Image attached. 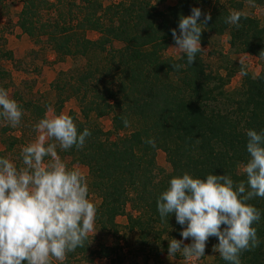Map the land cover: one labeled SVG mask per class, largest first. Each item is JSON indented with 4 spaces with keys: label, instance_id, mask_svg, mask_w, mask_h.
Instances as JSON below:
<instances>
[{
    "label": "trees",
    "instance_id": "obj_1",
    "mask_svg": "<svg viewBox=\"0 0 264 264\" xmlns=\"http://www.w3.org/2000/svg\"><path fill=\"white\" fill-rule=\"evenodd\" d=\"M152 1L120 0L104 5L100 0L55 4L23 0L16 22L34 41L43 39L60 60L95 56L70 79L51 84L60 91L61 103L65 91L71 92L82 120L73 113L70 117L78 131H91L83 149L73 147L65 153L88 168L91 187L101 199L95 218L101 228L115 227V218L130 206L138 213L128 216V227L136 229L145 243L148 238L160 240L167 229L180 236L182 226L174 214L162 220L157 211V197L172 177L187 172L204 178L213 173L228 174L236 183L246 180L242 171L249 158L246 130H264V67L255 77L246 75L241 89L229 94L224 91V78L207 68L201 52L192 65L180 55L175 59L163 56L174 42L171 30L179 34V18L190 15L192 7L211 15L203 26L201 46L209 44L211 37L227 33L231 47L261 58L264 26L241 13L240 26L230 25L225 20L232 11L219 3L212 5L211 0H175L164 9ZM245 1L264 4V0H232L230 4L238 11ZM89 31L99 36L90 39ZM115 42L122 46L114 48ZM172 64L183 67L174 70ZM24 108L44 118L32 102H26ZM105 115H111L115 132L128 129L129 133L111 140V131L96 123ZM147 138H154L156 146L145 143ZM157 150L165 152L168 171L157 165ZM248 203L262 213L261 221L254 225L261 243L244 251L241 261L264 264V198ZM90 248L88 237L84 247L68 254H84ZM162 248L168 251V244ZM214 264L227 262L218 254Z\"/></svg>",
    "mask_w": 264,
    "mask_h": 264
},
{
    "label": "clouds",
    "instance_id": "obj_2",
    "mask_svg": "<svg viewBox=\"0 0 264 264\" xmlns=\"http://www.w3.org/2000/svg\"><path fill=\"white\" fill-rule=\"evenodd\" d=\"M209 20L210 13L192 7L190 15L179 18V34L171 30L172 48L188 65L202 51L201 34ZM240 20L241 14L232 12L225 22L239 27ZM260 55L264 59V51ZM172 67L179 70L183 65ZM22 115L18 102L0 87V121L15 128ZM34 131L36 139L20 152L22 167L0 156V264L64 261L68 253L85 246L89 233L97 232V209L88 199L86 177L81 170L69 168L57 152V147L61 151L83 149L91 131H78L73 119L64 114L46 115ZM246 136L249 158L242 167L246 180L236 183L228 174L199 178L185 172L172 177L159 193L160 218L168 220L174 214L182 226V239L168 241V256L180 252L185 258L199 259L205 256L209 238L216 237L214 250L220 257L227 264H242L241 254L260 246L254 225L261 221L262 213L248 201L264 198V130L247 129ZM145 143L156 146L154 138ZM188 239L191 243L185 244Z\"/></svg>",
    "mask_w": 264,
    "mask_h": 264
},
{
    "label": "rangeland",
    "instance_id": "obj_3",
    "mask_svg": "<svg viewBox=\"0 0 264 264\" xmlns=\"http://www.w3.org/2000/svg\"><path fill=\"white\" fill-rule=\"evenodd\" d=\"M23 0H0V87L8 90L11 98L16 100L23 110L21 123L13 128L6 122L0 121V156L11 159L18 167H22L20 152L22 148L33 142L38 133L34 126L41 117L35 111L32 114L25 110V103L32 102L43 111L44 117L53 114H64L70 116L73 113L77 120H82L76 98L70 97V91L63 94L61 103L59 92L51 86L52 83L70 79L71 75L85 66L88 59L95 60V56L88 57H65L58 59L53 50L41 39L34 41L24 34L17 26L18 14L22 8ZM50 3H59L62 0H48ZM104 5L120 0H100ZM154 0L153 4L159 9L172 5L175 0ZM213 4L225 5L232 12L256 18L264 26V4L258 5L245 1L240 10L235 11L230 2L232 0H211ZM87 36L96 39L99 34L89 31ZM122 44L115 42L114 48H120ZM175 42H172L163 51L164 57L178 58L179 53ZM201 54L207 68L224 78V91L233 94L238 91L246 75L257 76L264 67V59L245 53L240 49L231 47L228 42V34L211 37L209 44L201 46ZM5 53L11 55L6 56ZM100 56V55H99ZM102 57V56H100ZM242 73H246L242 74ZM68 97V98H66ZM74 121V120H73ZM76 124V122H74ZM98 125L104 131H111L110 139L127 135V130L115 132L111 123V115H105L97 119ZM13 143L8 148L9 143ZM54 142V141H47ZM57 152L62 161L69 168L75 167L82 171L86 177L88 187V199L97 207L100 197L91 187L88 168L85 165L74 162L65 151L57 147ZM156 163L165 171L169 170L166 154L163 150L156 151ZM47 162V158L46 161ZM126 213L115 218V227L103 230L99 222H94V233H89L90 250L84 254H67L64 261L51 260V264H214L219 254L214 250L218 238L210 237L206 243L205 256L196 258H185L178 252L177 256H168V251L162 248L171 239H182L176 236L171 229H167L160 240L148 238L146 243L139 237L136 229L128 227V216L137 215L130 206L126 207ZM150 237V236H149ZM190 244L191 240H185ZM103 249H106L103 251ZM92 251V252H91Z\"/></svg>",
    "mask_w": 264,
    "mask_h": 264
}]
</instances>
